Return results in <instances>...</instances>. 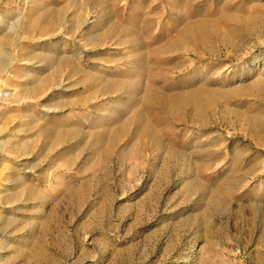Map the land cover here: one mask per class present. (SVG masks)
Masks as SVG:
<instances>
[{
	"label": "rangeland",
	"instance_id": "1",
	"mask_svg": "<svg viewBox=\"0 0 264 264\" xmlns=\"http://www.w3.org/2000/svg\"><path fill=\"white\" fill-rule=\"evenodd\" d=\"M0 264H264V0H0Z\"/></svg>",
	"mask_w": 264,
	"mask_h": 264
}]
</instances>
